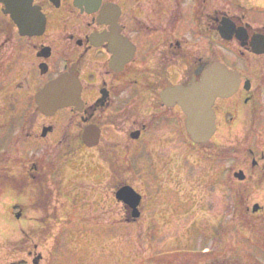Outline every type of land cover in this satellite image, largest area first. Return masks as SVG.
I'll use <instances>...</instances> for the list:
<instances>
[{"label":"flooded vegetation","instance_id":"flooded-vegetation-1","mask_svg":"<svg viewBox=\"0 0 264 264\" xmlns=\"http://www.w3.org/2000/svg\"><path fill=\"white\" fill-rule=\"evenodd\" d=\"M54 1L15 0L16 7L20 2L25 12L29 10L33 26H36L33 7L40 8L45 15L46 30L37 36L35 32L22 35L15 22L5 15L10 1L0 0V93L2 85L15 73L28 87L33 84L21 127L10 141L22 145L33 141L42 145L40 140L53 137L57 132L55 147L58 151L77 152L85 147L84 131L98 127L101 131L98 149L117 152L120 145L104 142L105 127H112L124 135L129 146L139 143L147 133L157 132L165 110L181 113L178 106L166 109L161 98L166 88L198 86L215 63L225 64L223 60H214L215 53L224 58L233 56L229 68L239 74V89L230 98L217 99L213 108L215 135L207 145L192 144L195 153L191 163L197 172L200 170L195 178L215 185L211 191L213 195L206 197L210 212L216 213L214 215L222 221L215 226L218 240L214 246L221 250L222 256L227 253V247L233 246L231 252H234V260L225 255L227 258L224 257L222 264H264V25H258L246 14L242 0ZM190 4L203 42L175 37ZM231 6L236 13L230 14ZM163 16L167 19L163 20ZM232 21L238 29L228 42L223 34L229 36L228 31L224 32L229 26L224 24ZM69 22L77 25L70 27ZM23 23L27 29L31 26L29 20ZM161 34L165 39L155 49L147 46V38ZM228 44L235 47L229 48ZM175 66H181L183 73L178 83L173 84L169 76ZM33 73L38 75L35 80L31 78ZM62 75L80 82L84 109L82 112L61 110L46 116L35 104L36 93ZM139 87L145 94H156L161 103L158 108L149 107L154 111L149 123L146 113L132 111L134 88L138 94ZM18 88L23 89V84ZM122 124L138 128L125 135L119 131ZM46 129L49 131L44 135ZM130 164L128 162L123 168L113 164L108 181L92 183L88 190L91 188L95 196L98 192L105 193L117 201L120 190L133 187L132 178L127 175L132 170ZM55 174H60V170L34 165L22 175V181L15 178L16 187H19L15 194L24 193L28 187L32 196L46 201L60 195L62 181H56ZM218 188L221 192L216 195ZM137 193L142 195L140 203L132 192L123 196L129 205L139 204L137 211L120 204V224L131 229L146 220L145 199L141 191ZM48 222L44 225L45 231L51 230L49 219ZM197 224L194 222L193 226ZM113 232L114 228H109L102 239L82 234L78 238L82 246L73 242L72 248L77 246L75 258L80 260L79 264H96V259L105 253L96 249V239L104 243L114 241ZM33 241L32 249L18 254L10 264H69L66 260L50 259L48 253L45 256L39 250L42 246ZM241 254H246L245 259Z\"/></svg>","mask_w":264,"mask_h":264},{"label":"rangeland","instance_id":"rangeland-1","mask_svg":"<svg viewBox=\"0 0 264 264\" xmlns=\"http://www.w3.org/2000/svg\"><path fill=\"white\" fill-rule=\"evenodd\" d=\"M259 1L261 2L259 8H264L262 1ZM245 5L248 7L249 3L245 2ZM188 8L175 37L203 42L205 40L199 35L195 25L193 6L190 4ZM229 11L230 14L236 13L232 6L229 7ZM246 14L248 15V12ZM249 15L258 25H264V9L251 8ZM166 19L167 17L163 16V20ZM68 25L74 27L77 23L69 22ZM164 39L165 36L162 34L149 37L146 39L147 46L155 49ZM228 47L235 46L231 44ZM215 48L217 49L214 45V51ZM227 54L231 56L232 52ZM215 55L214 60H223L225 64L232 66L233 56L224 58L216 53ZM182 73L181 66H175L170 70L169 77L173 84L178 83ZM37 77L38 75L33 73L31 78L35 80ZM21 83L23 89L18 88ZM139 88L138 94L134 88L132 111L146 113L148 115L146 121L149 123L151 115L154 114L149 107L158 108L161 103L156 94H145L141 92V87ZM1 89L0 169L5 171V177H21L30 161H40L41 165L43 163L47 167H54L64 155L61 152L57 153L54 148L57 144L55 137L57 132L53 137L40 140L42 145L36 143L22 145L10 141L18 127H21L23 112L29 107L27 96L33 92V84H29L28 87L20 75L15 73L7 79ZM164 112L157 132L147 133L139 143L130 146L127 145L126 137L114 128L103 129L104 142L120 145V158L132 163V171L136 176L133 187L141 191L145 199L144 211L147 220L143 224L132 229L123 226L119 223L120 207L116 202L112 199L107 200L108 195L105 193L98 192L95 196L91 193V188L88 190L92 183L103 182L107 174L98 150L84 147L64 163L60 176L57 175L58 181H62L63 184L60 195L53 199L52 208L57 212V219H54V216L51 218L54 226L52 233L49 230L38 229L37 223L43 225L48 219L47 216L30 210L29 203L33 197L31 190L27 191L29 194L21 197V200L20 198L16 200L11 197L13 184L10 181H6L5 194L0 187V264H10L18 254L32 249L33 240L42 246L39 250L45 253V256L48 253L47 257L50 259L79 264L80 260L75 258L77 246L72 248L73 242L82 246L78 240L82 234L96 235L102 239L107 236L109 228H114L113 234L116 238L110 243L97 242L96 239L98 252L100 249L105 252L96 259V264L99 261L105 262L104 264H222L226 256L234 260V252H231L233 246L227 247L226 256H222L221 250L214 246L218 240L215 226L222 221L219 216L214 215L216 213L210 212L206 197L213 195L211 191L215 185L210 184L208 180L195 178L196 174H200V170L197 172V168H192L195 148L188 141L183 128L186 117L182 112L179 114L177 111ZM62 113L70 117L66 112ZM67 122L64 124H69ZM74 122L73 120L70 123ZM126 126L125 124L120 126L119 130L125 135L138 128ZM58 131H61V128ZM7 189L11 190V195L6 193ZM219 190L218 188L216 195L220 194ZM15 201L19 206L25 207L26 212L22 220H16L11 214V207ZM33 219H36V222ZM34 222L36 228L33 227ZM194 222L198 223L197 227L193 226ZM48 233L54 237L47 238ZM52 251L55 255L51 256ZM241 255L245 259L246 254Z\"/></svg>","mask_w":264,"mask_h":264},{"label":"water","instance_id":"water-1","mask_svg":"<svg viewBox=\"0 0 264 264\" xmlns=\"http://www.w3.org/2000/svg\"><path fill=\"white\" fill-rule=\"evenodd\" d=\"M15 0H11L7 13L12 14V18L19 24L22 32L27 34V28L22 22L30 18L22 16V13L14 10ZM25 7V6H24ZM24 7L17 3V9L24 10ZM19 10V11H20ZM18 11V10H17ZM38 16L37 28L40 33L44 28V19ZM232 37H228L231 39ZM240 79L238 75L232 74L225 66L215 65L207 71L204 80L198 86L191 88H174L168 89L162 93V97L166 106L172 107L176 104L180 105L184 113L187 115V130L192 140L197 144H207L215 133V114L213 106L218 97H229L238 89ZM76 81L63 76L59 80L50 84L45 92L37 97V104L40 109L47 115L55 114L59 109L68 107H79L81 110L82 102L81 89L76 85ZM100 131L95 132L88 129L85 132V143L89 147L98 144ZM132 189L127 191L132 192ZM126 192V191H122ZM133 193V192H132Z\"/></svg>","mask_w":264,"mask_h":264}]
</instances>
